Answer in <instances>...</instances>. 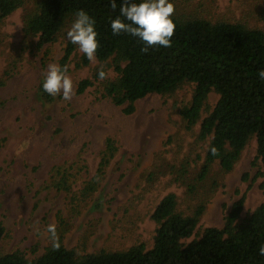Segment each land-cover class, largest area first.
<instances>
[{"label": "rangeland", "instance_id": "1", "mask_svg": "<svg viewBox=\"0 0 264 264\" xmlns=\"http://www.w3.org/2000/svg\"><path fill=\"white\" fill-rule=\"evenodd\" d=\"M40 1L26 0L0 24V255L20 251L31 260L42 256L52 243L47 226L58 229L61 220L69 228L63 243L78 256L126 251L141 244L150 250L157 228L152 215L170 193L177 196L178 210L185 215L206 200L195 233L185 244L208 228H223L242 195L246 201L241 220L264 204V166L257 160L256 137L232 172L219 173L215 165L196 196L175 181L183 164H189V178L196 176L209 144L199 140L201 123L187 130L180 114L192 100L194 84H185L173 95H148L134 104V113L126 114L127 104L116 106L104 96V82L118 78L111 60L85 64L86 55L75 45L67 63L73 98L65 101L61 93L51 103L45 101L40 87L50 64L62 66L74 19L66 22L54 42L38 49V38L26 35L24 22ZM170 2L180 16L240 23L264 32V0ZM104 68L106 79L94 81ZM87 79L93 86L80 93ZM218 101L219 95L212 92L201 120ZM108 139L116 142L117 151L98 177ZM25 141L29 145L22 150ZM59 170L67 174L70 191L57 186ZM96 176V191L82 198ZM213 182L217 184L212 190L208 186Z\"/></svg>", "mask_w": 264, "mask_h": 264}, {"label": "trees", "instance_id": "2", "mask_svg": "<svg viewBox=\"0 0 264 264\" xmlns=\"http://www.w3.org/2000/svg\"><path fill=\"white\" fill-rule=\"evenodd\" d=\"M25 1L0 0V24L23 7ZM115 2L117 7L113 10L112 0H41L34 12L25 17L26 35L37 37L36 47L41 49L56 40L69 19H76L78 10L87 11L95 19L98 33L100 47L96 59L101 64L111 60L118 74L115 81L104 82V96L116 106L127 104L126 114L134 113V104L148 95H173L185 84H194L192 100L180 109V114L187 130L201 123L199 140H209V144L194 178L188 176L189 164H183L176 173L175 181L185 185L191 196H196L199 186L210 180L215 165L219 173L232 172L254 137L257 160L264 166V80L258 75L264 70V32L240 23L211 22L173 14L176 29L171 38L172 47L148 46L126 32L113 35L111 21L118 17L124 19L120 15L124 0ZM260 19L264 21V11ZM144 47H148L147 53L142 52ZM74 51L75 44L70 42L61 67L67 65ZM84 63H89L87 56ZM103 71L106 73L105 68ZM98 73L93 79L96 82L100 80ZM93 80H84L79 92L84 93L93 86ZM40 91L48 103L54 100L43 90V84ZM212 92L219 95V101L201 120ZM213 147L218 155L211 153ZM116 151V142L108 139L98 177ZM57 174L61 178L57 186L70 191L67 174L60 170ZM97 176L82 191V198L96 191ZM216 184L213 182L208 187L213 190ZM205 201L201 199L194 211L185 215L178 210L174 193L165 196L152 215L157 228L150 250L141 244L126 251L78 256L63 243L69 228L61 220L57 229L61 245L58 251L51 243L34 260L16 251L0 255V264H264V256L259 254V247L264 244V204L241 220L246 195L233 203L223 228H208L201 237L185 244L184 240L195 233L206 209Z\"/></svg>", "mask_w": 264, "mask_h": 264}, {"label": "clouds", "instance_id": "3", "mask_svg": "<svg viewBox=\"0 0 264 264\" xmlns=\"http://www.w3.org/2000/svg\"><path fill=\"white\" fill-rule=\"evenodd\" d=\"M111 7L113 10L116 9L115 0H112ZM174 12L175 6L170 0H143L141 3L124 0L120 6V15L124 19L118 17L112 20L111 30L113 35L126 32L138 37L148 46L159 45L170 48L172 47L171 38L174 36L176 29L172 19ZM97 36L95 19L87 11L78 10L76 19L67 32V37L71 43L79 46V51L85 54L90 61H95L96 52L100 47ZM142 52L147 53L148 47H144ZM68 71L67 65L61 67L58 64H50L43 82V90L53 97L62 93L63 99L70 101L75 94V90ZM258 75L261 80H264V70H261ZM98 76L100 80H104L107 74L101 69ZM28 145L29 142L25 141L22 150L26 149ZM211 153L213 155L219 154L214 147L211 148ZM46 232L49 234L53 249L58 251L61 245L56 225L49 224ZM259 254L264 256V244L259 247Z\"/></svg>", "mask_w": 264, "mask_h": 264}]
</instances>
